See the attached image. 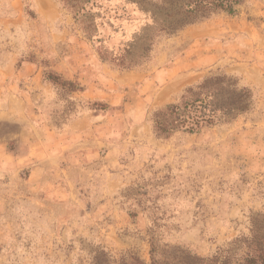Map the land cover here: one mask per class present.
<instances>
[{"label": "rangeland", "instance_id": "1", "mask_svg": "<svg viewBox=\"0 0 264 264\" xmlns=\"http://www.w3.org/2000/svg\"><path fill=\"white\" fill-rule=\"evenodd\" d=\"M174 1L96 14L91 36L61 0H0V264L264 250V0L172 30ZM215 74L251 109L159 135L155 113Z\"/></svg>", "mask_w": 264, "mask_h": 264}, {"label": "trees", "instance_id": "2", "mask_svg": "<svg viewBox=\"0 0 264 264\" xmlns=\"http://www.w3.org/2000/svg\"><path fill=\"white\" fill-rule=\"evenodd\" d=\"M61 1L67 8L72 10L79 22L91 21L87 26L88 33L91 36L98 35L95 33L97 24L92 22L94 15L98 14L100 16L102 12L103 14L111 12L119 14V10L126 11V3L136 4L142 8L145 5L142 0L121 1L116 7L107 5L105 0ZM240 3L241 0H177L171 3L173 4L172 8L183 18L181 20L175 18L170 20L168 24L170 29L176 30L193 22L198 14L210 10L220 9L229 14H234L236 6ZM133 45H136V43H133ZM130 51L129 48H125L121 55L112 56L111 60L118 63V65L128 66L130 64H126L127 59H129L127 53ZM48 78L57 84L69 85L70 90H76L72 82L63 80L52 72L48 74ZM252 103V92L249 88L239 87L237 80L226 74L211 75L204 78L197 85L191 86L187 91V96H184L181 102L168 104L155 113V131L164 136H170L176 131L196 133L205 127L236 119L241 114L248 112L252 107ZM155 252V247H153L149 263L135 254H129L123 256L119 264H256L260 259H264L263 248L247 252L238 262L221 260V257L217 254L206 257L183 250L178 256L159 259L156 257ZM96 259L95 264H111L110 259L100 262V255H97Z\"/></svg>", "mask_w": 264, "mask_h": 264}]
</instances>
